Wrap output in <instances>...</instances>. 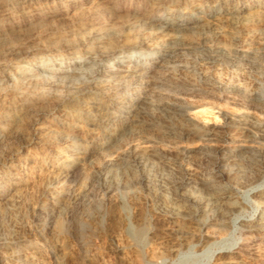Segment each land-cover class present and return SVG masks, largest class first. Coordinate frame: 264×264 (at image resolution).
Segmentation results:
<instances>
[{
  "label": "rangeland",
  "instance_id": "obj_1",
  "mask_svg": "<svg viewBox=\"0 0 264 264\" xmlns=\"http://www.w3.org/2000/svg\"><path fill=\"white\" fill-rule=\"evenodd\" d=\"M72 1L0 0V199H12L0 206V264H25L27 254L44 264H213L217 253L235 250L242 221L261 211L252 189L264 190V175L250 174L255 159L244 147L264 129V9L235 25L220 16L210 32L201 27L171 38L155 34L136 11L139 17H195L192 0H100L96 8L82 11ZM194 1L211 6L226 0ZM263 4L233 2L238 8ZM134 40L142 41L140 48L122 46ZM109 41L122 56L113 67L117 73L141 66L155 73L156 65L165 67L138 115L110 103L111 119L89 133L84 103H108L115 95L113 85L102 91L91 86L99 68L113 69V57L99 50ZM246 50L256 57H243ZM88 51L92 58L80 67L82 73L76 70L61 92L51 89L60 76L48 78L44 69L84 60ZM175 97L181 102L169 108ZM62 120H76L82 128H59ZM133 122L135 132L115 148L95 151L104 134ZM59 129L70 138L59 139ZM205 133L210 136L200 138ZM235 142L243 150L231 152ZM217 148L226 152L224 158ZM85 153L75 179L52 181L66 160ZM191 174L230 196L235 211H225L220 220L217 206L203 212L200 204L214 201L216 194L184 182ZM133 175L136 180L127 189L110 190L113 181ZM62 188L67 198L60 213L39 214L37 208L52 207L53 193ZM83 193L87 196L79 199ZM169 206L185 214L173 218ZM206 222L211 230L225 226L209 244L198 242ZM179 228L193 239L180 242ZM130 230L140 231L141 238ZM175 244L177 254L168 255L166 248ZM255 250L264 258V247Z\"/></svg>",
  "mask_w": 264,
  "mask_h": 264
},
{
  "label": "bare ground",
  "instance_id": "obj_2",
  "mask_svg": "<svg viewBox=\"0 0 264 264\" xmlns=\"http://www.w3.org/2000/svg\"><path fill=\"white\" fill-rule=\"evenodd\" d=\"M46 1L47 2H49V1L55 2L56 0H46ZM99 1L100 0H74L72 2H73V4L75 3L76 7L78 6L79 8H81V11H82L85 9L84 8L85 6H89V5L95 6V8H96V5L99 4ZM234 1L235 0H226L224 4H220V3L215 2L211 6H205L204 2H202V1L199 2V1L192 0V2H193V5H192L193 11L192 12L196 16L195 17L189 16V17L180 18V19H176V20L161 19V18H157V17L152 16V15H144L142 17H139L140 15H139L138 11H136L135 16L140 18V21H142L144 23L152 24L156 29L155 34H157V35L158 34H165L171 38H174V37H176L175 35L177 33L193 32V31H195L201 27L203 28L204 31L210 32L211 30H213L215 28L219 19H221L220 16L225 17L226 20H228L232 25H235V24H238V23L243 22L245 20L253 19L254 17H256L255 15H258V12L261 9H264V4L262 6H259V7L253 6V7L249 8L247 5H243L241 8H238V7L233 5ZM247 9H249V10L246 11ZM111 33H112V30H111L110 34ZM113 33H112V35H113ZM94 34H95L94 36L99 37V39H105V36H106V35L102 34L101 32H99V33L94 32ZM115 34H116V32L114 33V35ZM115 39H116V37H115ZM111 45L112 44L110 42L106 46L100 47L99 50L101 51V53L106 54L107 58L113 57V59L115 61L110 62V64H109L113 68V67H115L116 63H120L122 61V56L119 54V51L116 50V48H112L113 45L112 46ZM141 45H142V41L134 40V41H130L129 43L124 44L122 46L126 49L132 50V49L140 48ZM87 55H89V56L84 60L77 57V58L73 59L71 62L67 63V62L62 61L60 63L55 64L50 69H44V74L48 78L60 76L59 77L60 78V84L59 83H52L50 85V88L51 89H58V91L61 92L62 90L61 89L59 90V88H64L63 86L65 85L64 84L65 81L67 79L71 78L72 76H76L77 72H78L76 70H80V67H83L84 61H88L89 59L92 58L91 57L92 56L91 51L90 52L88 51ZM242 56L254 58V57H256V54L254 52L246 50V51L242 52ZM164 67L162 64L156 65L155 70H157V71L155 73L153 71H151L152 69H150L149 67H146V66L135 67L132 70L127 69V70H124L122 73H117L116 72L117 70L115 71L114 68L111 70H109L108 67L101 68V69L97 68L98 71L95 72L96 76H97V80L94 81V83H91V86L96 91H102V90H105V88H107L109 86L111 87L113 85L115 95L108 103L107 102H101L98 100H93V101L84 103L85 107H86L83 110V113L86 116L85 117L86 118L85 123L88 125L89 128L91 127V129H89L87 131H89V133H90V131H93L94 129L101 127L102 123L105 120L109 121L111 119L110 114L107 112L108 106L110 103L116 104V105L120 106L121 108L125 107L129 114L138 115L140 110L144 109L147 102H148L149 95L152 92V88H151L152 85L151 84L153 83V80L155 81L157 79H160V77L156 76V75H159L160 74L159 71L164 70ZM80 73H82V71ZM93 76H95V75H93ZM67 88L71 89L70 86H68ZM79 90H81V89H79ZM114 91H112V93ZM129 97H131V98L129 99ZM138 98H140V101H137ZM177 102H181V101H178V99H176V97H175L173 99V101L168 104V107L173 109V107H175L177 105ZM94 112H98V114H94ZM233 120H235V119L233 118ZM135 124L133 122L132 124L130 123V125L124 126L122 129H120L118 131H111L110 130L108 133L104 134L103 138L100 139V142H99V140L95 141V143H96L95 144V147H96L95 151L101 153L103 151L115 148L117 143L123 138V136L125 134H127V133L132 134L133 132H135V128L133 127ZM56 125H58L59 128H61L63 125L70 126L72 129L82 128L81 125L77 124L76 120H72V121L62 120V122L60 121ZM56 135L61 140H68L70 138V134H68L66 131L60 130V129L58 131H56ZM204 136H210V135H209V133H205L204 135L202 134L200 138H203ZM92 138H95V137H92ZM91 143H94V140L93 141L91 140ZM241 150H243V148L241 146L237 145V143L235 142V145H234L233 150L231 152L237 153L238 151H241ZM244 150H245V153H249L255 159V161H252L250 163L251 164L250 168H249L250 171L248 170L250 172V174L256 175V176L258 175L259 178L263 177V175H264V173H263L264 172V129L258 130L257 137L252 139L251 144L249 146L244 147ZM215 153L218 154L221 158L222 157L224 158L226 155V152H224V150L222 148L215 149ZM86 155H87L86 153L83 154V156L76 155L74 160H70V159L66 160L64 162V165L58 167L57 171L53 175L52 181L60 184L62 179L65 180L66 182H71L73 179H75L77 177L78 173L83 169L81 160H82V157H85ZM245 174H247V173L245 172ZM249 176L250 175H248V177ZM251 179H252V182L251 181H249V182L255 184L254 182L256 181V179L255 178H251ZM253 179H255L254 182H253ZM135 180H136V178L133 175L132 177H129L126 179L113 181L111 183V185L109 184L110 185L109 188H110V190H114L117 188L127 189L130 186V184H132ZM184 182H188V183L189 182H195L197 184H201L209 192H213L214 194H216L214 201L209 200V201L202 202V204H200L201 205L200 209L203 212H207V208L210 205L213 206L212 207L213 210L217 206L216 209L217 208L218 209H217L216 213H217L218 220L224 218V212L225 211L235 209L233 207L232 203L230 202V196L224 194L223 192L217 191L215 189L214 185L211 184V181H209L203 177H200V176H194V175L192 176V174H191V175L185 176ZM245 183H244V185H245ZM252 190H253L252 195L254 196V200L256 199V201L259 203V207L261 210L260 214L254 219L242 221V223L240 224V226H241V238L238 242H236V244H234L235 250L232 252H219V253H217V256H215V258L213 257L214 258L213 264H264V258L258 257L255 254V252H256L255 247H264V190L263 189L262 190L252 189ZM85 196H87V193L81 194L80 197H78V198L82 199ZM66 198H67V194H66L65 188H62L60 191L53 193V196H52L53 205H52V207H46L45 205H42V206L37 208V212H39V214L40 213H43V214L46 213V214H52V215L55 214L56 215V214L60 213V211L62 209V206H61L62 202H64L66 200ZM11 200H12L11 195L10 196L6 195L4 198L0 199V206L3 204L6 205V204L10 203ZM188 200L192 201L193 199H188ZM10 204H12V203H10ZM168 211L172 215L173 218H177L181 214L184 213L182 210H180L176 206H171V207L169 206ZM202 211H201V213H202ZM224 220H226V219H224ZM224 229H225L224 224H218L214 230H211L208 223L206 222L204 225V235L198 238V242L203 243V244H209V243H211V241H213L216 238V236L218 234L221 235L220 233H224L223 232ZM130 233L133 236H135L136 238H141L140 237L141 236L140 231L135 232L133 230H130ZM178 233H179L180 237L182 238V239H180V242L182 241V242H185V244H186V242H188L189 239L190 240L193 239L192 234L184 231L181 228L178 229ZM177 251L178 250H177L176 244L173 245L172 247L166 248V252L170 256L176 255ZM215 254H216V252H214V255ZM3 259H4V256H2L1 261H3ZM25 264H44V263L40 262L35 255H33V254L28 255L27 254Z\"/></svg>",
  "mask_w": 264,
  "mask_h": 264
}]
</instances>
